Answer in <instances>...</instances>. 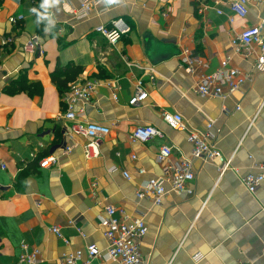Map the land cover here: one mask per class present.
Wrapping results in <instances>:
<instances>
[{
    "label": "crops",
    "instance_id": "0c3cea01",
    "mask_svg": "<svg viewBox=\"0 0 264 264\" xmlns=\"http://www.w3.org/2000/svg\"><path fill=\"white\" fill-rule=\"evenodd\" d=\"M231 1L118 0L76 20L67 7H78L81 0H65L52 32L45 33L30 11L37 0H0V264H16L24 244L37 249L45 264H56L69 251L92 243L106 249L102 220L108 206L144 217L148 230L140 248L143 264H264V186L253 194L243 182L264 161V109L259 110L264 71L256 67L254 53L243 57L231 49L250 26L263 24L264 33V8L251 2L249 14L234 16L230 23ZM12 16L24 18L12 23ZM119 17L132 30L116 45L94 32V27ZM35 35L43 55L24 50ZM10 36L13 41L4 43ZM188 54L202 62L193 73L183 60ZM226 59L247 76L244 84L226 98L201 96L198 80L216 72ZM128 62L153 67L156 83ZM69 64L84 68L76 80L99 83L82 117L110 127L96 159L85 158L86 140L73 132V122L60 119L67 107L52 75L58 66ZM23 73L42 83L41 96L4 91ZM138 79L144 80L149 96L142 105L129 106ZM163 112L181 114L199 132L213 122L212 142L222 158L194 159L193 194L170 191L156 204L137 193L148 179L163 176L159 148L172 145L175 161L191 158L192 152L187 132L172 129ZM147 125L161 135L145 144L133 142L131 132ZM67 147L71 151L63 153ZM52 154L57 163L41 168L40 160ZM229 159L224 170L222 164ZM114 167L117 171L112 172ZM140 168L146 172L139 174ZM53 226L60 227L68 245L51 231Z\"/></svg>",
    "mask_w": 264,
    "mask_h": 264
},
{
    "label": "built area",
    "instance_id": "2783aa9c",
    "mask_svg": "<svg viewBox=\"0 0 264 264\" xmlns=\"http://www.w3.org/2000/svg\"><path fill=\"white\" fill-rule=\"evenodd\" d=\"M255 2L264 8V0H233L228 3L231 14L229 22L232 23L234 16L245 18L249 14V4ZM64 5L65 0H61ZM217 4L219 2H216ZM102 0H81L78 7H67L72 18L84 20L89 18L102 5ZM67 5V4H66ZM66 7V6H65ZM170 11V10H169ZM168 13V12H167ZM165 13V15L167 14ZM224 12L218 9V14ZM23 16H12L10 21L16 23L22 20ZM132 30L130 24L122 17L115 18L107 24H100L94 27V32L103 36L109 44L116 45L122 38ZM9 44L13 41L10 36L3 40ZM243 57L251 54L257 56L256 67L264 71V33L263 24L246 28L233 43L231 48ZM26 52H37L44 54V50L39 36H32L25 44ZM187 53V52H186ZM188 64L187 71L193 73L195 67L202 64L200 58L192 57L190 54L183 58ZM130 67L144 69L145 74L152 84L157 81V74L153 67H143L134 62H128ZM247 76L238 68L229 64V59L222 62L221 67L214 73L203 75L197 82L196 90L203 97L226 98V96L240 89L246 81ZM99 83L93 80L78 79L69 84V90L62 95V101L67 109L62 111L60 119L73 122L72 130L74 133L85 138L84 156L88 160L96 159L101 156V143L110 134V127L96 121L83 119L85 105L94 101ZM149 92L144 86V80L136 81L134 94L128 101L129 106L142 105L148 98ZM113 100L118 101L116 93H113ZM264 109V101L259 110ZM164 121L174 130L187 132V140L192 145L191 158H184L175 161L173 159V146L162 145L157 152V161L162 165L163 176L148 179L141 191L137 193L139 198L151 197L156 204H161L164 196L168 192L176 194H193L191 182L195 179L193 171V160L203 159L205 161H216L222 158V153L212 142L213 122L209 123L206 131L199 132L191 129L183 116L179 113L163 112ZM161 135L160 131L154 126H137L130 134L133 142L145 144L156 136ZM70 147L65 148L63 153H69ZM37 156V154H32ZM136 156H133L135 158ZM58 161L55 155H48L40 160L41 168H50ZM231 160L222 164L224 170L230 167ZM258 172H250L243 177V182L249 192L255 194L264 186V161L257 164ZM5 169V166L2 165ZM112 168L111 171H117ZM145 169L140 168L139 174H144ZM124 178L131 180L132 176L127 170L121 171ZM107 216L102 220L103 235L107 241V247L101 250L96 244H89L85 249L69 251L56 264H101V262H118L120 264H143L141 256V242L147 234V225L143 216L129 214L124 208L108 206ZM80 236H85L81 228H76ZM51 231L62 240L66 245L70 243L60 227L53 226ZM24 252L19 256L16 264H45L39 257L37 249L30 250L27 244L23 245ZM237 264H252L248 261H239Z\"/></svg>",
    "mask_w": 264,
    "mask_h": 264
},
{
    "label": "trees",
    "instance_id": "16d2710c",
    "mask_svg": "<svg viewBox=\"0 0 264 264\" xmlns=\"http://www.w3.org/2000/svg\"><path fill=\"white\" fill-rule=\"evenodd\" d=\"M40 0H37L38 7ZM42 28L44 25H38ZM84 68L76 64H69L67 66H58L52 75V81L58 87L60 94L64 95L69 90V84L74 82L78 76L82 75ZM101 70L99 69V73ZM101 74V73H100ZM100 74H98L100 76ZM8 94L14 95L21 92H27L31 96H41L43 94V85L39 81H32L28 79L27 75L23 73L19 78L12 80L4 89Z\"/></svg>",
    "mask_w": 264,
    "mask_h": 264
},
{
    "label": "clouds",
    "instance_id": "9594fccd",
    "mask_svg": "<svg viewBox=\"0 0 264 264\" xmlns=\"http://www.w3.org/2000/svg\"><path fill=\"white\" fill-rule=\"evenodd\" d=\"M102 3L105 6H111L113 4L118 3V0H102ZM61 4V0H40V4L38 7H33L30 9L31 13L35 14V22L37 25H44V32L50 33L55 27L56 13L59 12V5ZM55 10V11H54Z\"/></svg>",
    "mask_w": 264,
    "mask_h": 264
}]
</instances>
